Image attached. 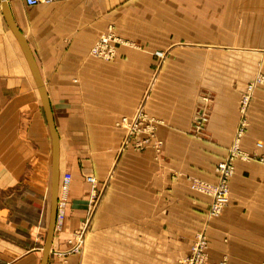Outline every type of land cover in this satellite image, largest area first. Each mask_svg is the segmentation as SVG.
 Masks as SVG:
<instances>
[{"label": "crops", "instance_id": "0c3cea01", "mask_svg": "<svg viewBox=\"0 0 264 264\" xmlns=\"http://www.w3.org/2000/svg\"><path fill=\"white\" fill-rule=\"evenodd\" d=\"M205 2L210 7L203 6ZM204 8L215 20L212 42L220 46L212 66H234V61L239 63L235 59L245 57L237 52L264 51V0H196V10ZM11 10L27 37L51 103L60 137L61 175L73 174L68 192H60L49 264H93L91 259L98 255L100 264H123V251H116L113 262L106 255L109 252L69 250L70 239L90 220L92 184L87 178L95 175L100 185L107 186L94 222L99 227H116V243L123 242L119 228L125 225L134 228L149 220L146 227L154 229L155 212L171 202L172 171L201 175L205 148L215 158L228 154L240 119L239 95L231 86L214 95L206 134L195 137L191 152L190 144L182 142L192 139L185 133L191 126V100L153 92L146 107L163 121L159 130L165 146L179 148L178 156L169 153L158 159L147 150L111 158L124 135L116 122L139 106L141 90L159 61L157 52L164 53L165 63L187 65L182 58L187 50L172 43V0H57L35 6L12 0ZM157 15L162 32L139 28H147L146 19ZM136 18L145 25L137 24ZM111 24L137 43L121 45L118 57L108 61L93 56L91 48ZM236 81L240 80L227 79ZM259 96L262 106L260 114L255 113L259 123L252 124L243 139V147L250 152L258 140L264 146V90ZM93 147L102 148L101 155H94ZM72 148H81L80 154ZM52 168L53 136L40 87L21 45L0 16V264H42L51 218ZM255 189H264V164L238 160L231 179L233 201L209 224L213 256L230 255L235 242L263 245L264 224L245 214V203ZM173 192L176 200L189 204L184 196L186 183L179 182ZM191 203L197 227L204 223L207 204ZM241 226L244 229L238 230ZM259 244V250H240V258L264 259V247ZM132 251V257L139 259V247Z\"/></svg>", "mask_w": 264, "mask_h": 264}, {"label": "rangeland", "instance_id": "374dc122", "mask_svg": "<svg viewBox=\"0 0 264 264\" xmlns=\"http://www.w3.org/2000/svg\"><path fill=\"white\" fill-rule=\"evenodd\" d=\"M11 2L12 0H9L10 6ZM203 6L210 7V3L205 2ZM0 16L6 24L1 0ZM157 18L159 15L156 18L146 19L147 28H144L145 26L139 28L147 32L153 30H156V33L162 32V22L159 23ZM135 21L137 24H144L143 19V22L140 18H136ZM213 22L215 20L211 18V12L206 8L203 11L196 10V0H187V2L186 0H172V43H178L187 50L182 56L184 60H187V65L179 66L174 64V61L173 65L165 63L164 53L157 52L159 61L153 67L154 70L151 71L148 83L144 84V90H141L139 106L133 114L124 115L116 122V126L122 128L124 135L120 146L116 152L114 151L111 158H120L125 152L142 153L147 150H152L155 158L158 159L169 157V153L178 156L179 148L165 146L164 134L159 130L163 121L154 116L146 107L153 92L157 95L166 94L172 98L191 100V126L185 133L187 136H192V139L189 137L182 142L190 144L188 149L192 152L195 146V137L202 138L206 134V124L209 120V111L214 95L222 91L227 92V88L231 86L236 95H239L237 104L240 119L228 154L224 158H215L214 155L208 154V150L205 148L206 154L204 153L202 156L204 172L200 173L201 175H189L182 170H173L168 188L174 191L179 182L186 183L188 192L184 196H187L189 204L184 205L180 199L176 200L175 196L177 195L172 191L171 202L170 200L166 201V206L161 204V208L155 212L154 229L146 227L149 220L140 221L139 226H134V228L130 224L125 225L123 228H119L122 234V243H116L114 240L116 227L108 225L99 227L94 222L96 211L104 198L107 186L100 185L96 176L90 175L87 178L92 184L90 220L70 239L69 250L74 252H83L84 250L97 253L109 252L106 255L113 257L110 260L113 262L116 251H123V264H264V259H244L240 258L238 254L240 250H259L256 248L259 243L248 245L241 241L235 242L232 250L228 252L230 255L213 256L215 252L212 249L214 245L209 224L212 220L220 218L226 207L233 201L231 179L236 173V162L245 160V162L259 161L264 164V146L261 140L255 142V149L252 152L243 147V139L248 134L249 128L252 124L259 123V116H256L255 113L260 114L262 106L259 93L264 90V51L262 53L237 52L240 55L243 53L245 57L241 56L235 59L239 63L234 61V66H212L213 59L218 57L214 55L215 50L220 47L212 42ZM134 43L136 45L137 42L122 36L117 27L111 24L94 43L91 54L111 61L118 57L121 45ZM97 48L100 52H97ZM228 78H236L240 81L228 83ZM170 79L178 81H169ZM72 149L75 154H80L78 150L81 148ZM92 150L95 152L94 155H101L102 148L93 147ZM198 158L201 157L198 156ZM67 173L71 174L72 180L66 190H60L63 195L68 192L73 181V174L70 171L64 172L61 175L62 179ZM254 191L255 193L249 196L250 200L245 203V208L248 209L245 214H247V218L259 219L260 223L264 224V209H262V207L264 208V189H255ZM192 200H201L207 204L203 211L204 223L197 227L194 224ZM240 229L244 228L241 226L238 230ZM132 238L137 239L138 242H131ZM136 246L140 249L139 259L132 257V250ZM261 246L264 247V243ZM98 258L99 255L97 258H92V263L100 264L102 260ZM118 261L121 262V259Z\"/></svg>", "mask_w": 264, "mask_h": 264}, {"label": "water", "instance_id": "95a60500", "mask_svg": "<svg viewBox=\"0 0 264 264\" xmlns=\"http://www.w3.org/2000/svg\"><path fill=\"white\" fill-rule=\"evenodd\" d=\"M2 5V11L4 14V17L9 25V27L12 29L13 33L15 34L16 38L18 39L25 56L33 70V73L35 74L37 84L40 87L41 94H42V101L46 113V117L52 132L53 136V168H52V203H51V218H50V224L46 236L45 246H44V256L42 264H49V259L52 251V244L55 236V231L57 227V220H58V212H59V198H60V176H61V170H60V137L59 133L57 131L55 118L53 115V110L51 107L50 100L47 96L46 89L44 86V82L42 80L37 61L35 59V56L33 54V51L30 47V44L27 40V37L23 33V31L20 29L19 25L17 24L12 10L9 3V0H1Z\"/></svg>", "mask_w": 264, "mask_h": 264}, {"label": "built area", "instance_id": "2783aa9c", "mask_svg": "<svg viewBox=\"0 0 264 264\" xmlns=\"http://www.w3.org/2000/svg\"><path fill=\"white\" fill-rule=\"evenodd\" d=\"M27 5L29 6H35V5H39V4H47V3H52L55 2L57 0H23ZM97 52H100L99 49L97 48ZM72 180V176L71 174L67 173L63 176V179L61 181L60 184V190L64 189L66 190L68 185L70 184Z\"/></svg>", "mask_w": 264, "mask_h": 264}, {"label": "bare ground", "instance_id": "6f19581e", "mask_svg": "<svg viewBox=\"0 0 264 264\" xmlns=\"http://www.w3.org/2000/svg\"><path fill=\"white\" fill-rule=\"evenodd\" d=\"M12 30V29H11ZM13 32V31H12ZM15 35V34H14ZM16 37V36H15ZM17 39V38H16ZM18 40V39H17ZM19 42V41H18ZM20 44V43H19ZM201 122V121H200ZM62 181V180H61ZM60 184H61V182H60Z\"/></svg>", "mask_w": 264, "mask_h": 264}]
</instances>
